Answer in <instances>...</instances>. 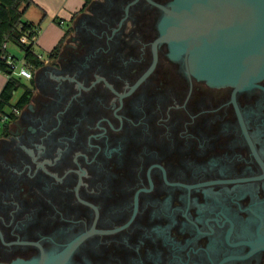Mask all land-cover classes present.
<instances>
[{"label":"flooded vegetation","instance_id":"af4514ba","mask_svg":"<svg viewBox=\"0 0 264 264\" xmlns=\"http://www.w3.org/2000/svg\"><path fill=\"white\" fill-rule=\"evenodd\" d=\"M172 1L68 11L2 119L0 264H264V79L189 74Z\"/></svg>","mask_w":264,"mask_h":264},{"label":"water","instance_id":"95a60500","mask_svg":"<svg viewBox=\"0 0 264 264\" xmlns=\"http://www.w3.org/2000/svg\"><path fill=\"white\" fill-rule=\"evenodd\" d=\"M165 13L160 40L189 74L238 89L264 79V0H173Z\"/></svg>","mask_w":264,"mask_h":264},{"label":"trees","instance_id":"16d2710c","mask_svg":"<svg viewBox=\"0 0 264 264\" xmlns=\"http://www.w3.org/2000/svg\"><path fill=\"white\" fill-rule=\"evenodd\" d=\"M32 0H0V72L4 73L8 79L4 87L0 90V115L15 117L14 108H22L28 101L29 89L26 87L21 97L12 104L15 92L21 88L19 79L12 75L11 66L8 65L5 57L10 50L4 45L13 44L19 47L24 53V60L34 68L39 67L42 61L35 53L32 44H24L21 42L23 35L31 36L38 24L25 20V10L32 4ZM25 6V7H24ZM15 58H17L14 55ZM11 107L10 112H6V108ZM1 117V118H2Z\"/></svg>","mask_w":264,"mask_h":264},{"label":"rangeland","instance_id":"374dc122","mask_svg":"<svg viewBox=\"0 0 264 264\" xmlns=\"http://www.w3.org/2000/svg\"><path fill=\"white\" fill-rule=\"evenodd\" d=\"M80 0H49V4L50 8L53 9L52 11H48V15L49 17L44 20L41 24L42 30H45L43 35L41 36V38L39 39V41H37V43L34 46V50L36 53L43 55L44 57L48 54V52L52 49V47H50L52 45V41L50 44H48L46 42V40L48 38H51L53 35L55 36V38H53L55 41L56 38H58L57 33H61V31H65L66 28V20L68 19V10L70 8H73L77 5L75 4H79ZM36 12H35V11ZM56 10V11H54ZM33 12L35 15L36 13H41L40 12V8L39 7H35L33 6L32 9L30 10V12ZM29 12V13H30ZM31 16V14H29ZM47 15V16H48ZM53 24V27L51 29H47V27L49 26L48 24L51 22ZM47 31V33H46ZM42 33V32H41ZM40 33V34H41ZM9 50L12 54H14L17 58L19 59H23L24 58V53L23 51L17 47L16 45L11 44L9 46ZM14 77H16L17 79H19L20 83H21V88L15 92L14 94V98L12 100V104H15V102L17 101V99L19 98V96L21 95L22 91L26 88L29 87V81L27 79H23V78H19V76L15 75ZM11 111V107H7L6 108V112H10ZM2 116L0 115V127L3 125V121H2Z\"/></svg>","mask_w":264,"mask_h":264},{"label":"crops","instance_id":"0c3cea01","mask_svg":"<svg viewBox=\"0 0 264 264\" xmlns=\"http://www.w3.org/2000/svg\"><path fill=\"white\" fill-rule=\"evenodd\" d=\"M32 2L33 3L25 10V14H24V17L23 18L25 20H27V21H31V22L39 25V27H40V33L42 32L41 34L39 33V36H38V41H39V39L41 38V36L43 35V33L45 31V30H42V27H41L42 24L41 23L49 17L48 11L49 12L50 11L53 12V9L50 8V5H48L49 4V0H32ZM81 2H82V0H80L79 4L77 3L75 5L79 6ZM33 6L39 7L41 13H36V15H35L32 11L30 12V10L32 9ZM77 6H75V7H77ZM75 7H73V8H75ZM73 8H70V9H73ZM54 11H56V10H54ZM29 14H31V16ZM52 22H53V20L48 24L49 26L47 27V29L48 28L51 29L53 27ZM46 33H47V31H46ZM57 35H58V38H56L55 41H53L54 40L53 38H55L54 35L51 38H48L46 40V42L48 44H50L51 41H52V45L50 47H53V45L56 43V41L63 35V31H61V33L58 32ZM7 79H8V77L4 73L0 72V90L6 84Z\"/></svg>","mask_w":264,"mask_h":264},{"label":"built area","instance_id":"2783aa9c","mask_svg":"<svg viewBox=\"0 0 264 264\" xmlns=\"http://www.w3.org/2000/svg\"><path fill=\"white\" fill-rule=\"evenodd\" d=\"M33 31L35 33L31 36L23 35L21 38V42L24 44H32L33 46H35V44L38 41V36L40 33V27H36ZM10 45L11 44L6 43L4 46L9 49ZM36 54L41 59L42 55H40L38 53H36ZM5 60L7 61L8 65L11 66L13 76L17 75V76H19V78H23V79H27V80L32 79V75H33L32 74V68L30 65H28L26 63V61L24 59L15 58L14 54H12L10 52L9 55L7 57H5ZM13 111L17 112V109L14 108ZM6 118H7V115H4L2 117L3 120H5Z\"/></svg>","mask_w":264,"mask_h":264}]
</instances>
